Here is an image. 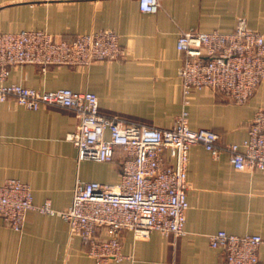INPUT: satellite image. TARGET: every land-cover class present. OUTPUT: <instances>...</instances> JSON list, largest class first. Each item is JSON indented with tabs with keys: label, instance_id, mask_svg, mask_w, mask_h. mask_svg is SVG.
<instances>
[{
	"label": "crops",
	"instance_id": "obj_1",
	"mask_svg": "<svg viewBox=\"0 0 264 264\" xmlns=\"http://www.w3.org/2000/svg\"><path fill=\"white\" fill-rule=\"evenodd\" d=\"M157 12L141 10L139 0H0V32L42 29L55 36L113 29L124 57L88 67L36 64L11 67L8 82L40 90L69 87L98 95L100 110L126 121L172 127L184 108L179 69L186 54L177 48L182 31L232 32L239 19L264 34V0H160ZM264 105V80L245 103L209 89L195 91L186 106L193 129L220 134V142H242L256 110ZM80 123L70 108L30 109L14 98L0 101V182L30 184L34 203L51 200L55 214L31 209L16 231L0 217V264H97L78 235L70 234L60 212L73 200L77 180L118 183L124 153L113 161L80 159L69 139ZM189 209L185 233L154 230L136 237L121 234V260L105 264H223L222 248L210 244L219 230L264 238V175L237 169L227 152L215 157L202 144L190 149ZM258 264H264V242Z\"/></svg>",
	"mask_w": 264,
	"mask_h": 264
},
{
	"label": "built area",
	"instance_id": "obj_2",
	"mask_svg": "<svg viewBox=\"0 0 264 264\" xmlns=\"http://www.w3.org/2000/svg\"><path fill=\"white\" fill-rule=\"evenodd\" d=\"M142 11L155 13L160 0H139ZM177 48L186 54L179 69L184 108L175 124L161 128L102 112L98 95L89 90L59 87L40 90L8 82L11 67L35 63L88 67L100 60L124 57L113 29L55 36L42 29L0 32V101L14 98L30 109L54 105L73 109L80 118L69 139L80 159L113 161L124 153L118 183L77 180L71 204L60 214L70 234L78 235L97 264L121 260V234L131 230L146 237L158 230L165 235L185 233L190 149L202 144L215 157L224 151L237 169L259 170L264 175V105L252 117L247 137L240 143H221L212 129H193L186 106L195 91L209 89L235 103H245L264 80V34L239 19L232 32L182 31ZM38 209L55 214L51 200L36 205L30 184L17 178L0 182V217L13 229L24 228L27 212ZM260 234H235L224 229L210 235V244L222 248L223 264H258Z\"/></svg>",
	"mask_w": 264,
	"mask_h": 264
},
{
	"label": "rangeland",
	"instance_id": "obj_3",
	"mask_svg": "<svg viewBox=\"0 0 264 264\" xmlns=\"http://www.w3.org/2000/svg\"><path fill=\"white\" fill-rule=\"evenodd\" d=\"M26 64H35V63H26ZM36 65H39L43 70H46L49 66H51V64L50 65H47L45 68L42 66V65H40V64H36Z\"/></svg>",
	"mask_w": 264,
	"mask_h": 264
}]
</instances>
